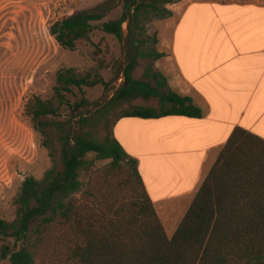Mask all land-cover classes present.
Segmentation results:
<instances>
[{
    "label": "trees",
    "instance_id": "16d2710c",
    "mask_svg": "<svg viewBox=\"0 0 264 264\" xmlns=\"http://www.w3.org/2000/svg\"><path fill=\"white\" fill-rule=\"evenodd\" d=\"M178 1L101 0L49 26L56 43L73 50L78 41L89 39L95 27L120 39L122 24L128 21L127 39L133 42L134 54L124 68V84L92 115L80 116L75 130L70 120L52 118L58 107L49 100L34 96L27 103L34 130L41 133L55 161L41 180H23L15 219L0 218L1 259L9 264H36L47 232L58 227L70 236L57 237L67 244L64 264H264L263 140L241 128L233 130L168 236L137 159L112 134L122 117H202L191 99L175 93L154 66L162 54L144 49L145 20L152 15L171 16L166 5ZM120 5L123 11L118 18L104 20ZM138 67L142 73L135 77ZM57 84L62 101L73 86L107 85L100 76L90 80L72 68L57 73ZM138 100L144 105L134 104ZM90 153L94 159L88 158ZM95 159L109 160L107 172L123 175L131 194L116 206L106 196L92 205L81 200L80 210L76 193L85 192L80 172ZM8 239H13V246Z\"/></svg>",
    "mask_w": 264,
    "mask_h": 264
},
{
    "label": "crops",
    "instance_id": "0c3cea01",
    "mask_svg": "<svg viewBox=\"0 0 264 264\" xmlns=\"http://www.w3.org/2000/svg\"><path fill=\"white\" fill-rule=\"evenodd\" d=\"M168 7L174 21L155 65L202 117H122L112 134L137 159L171 236L233 130L264 141V0H180Z\"/></svg>",
    "mask_w": 264,
    "mask_h": 264
},
{
    "label": "rangeland",
    "instance_id": "374dc122",
    "mask_svg": "<svg viewBox=\"0 0 264 264\" xmlns=\"http://www.w3.org/2000/svg\"><path fill=\"white\" fill-rule=\"evenodd\" d=\"M101 0H0V218L12 221L16 217V199L26 177L41 180L54 165L51 149L43 145V136L34 130L26 112L29 100L38 96L58 107L55 120H70L75 130L81 116H90L105 104L124 84V68L134 54L133 42L128 37V21L122 24V37L118 39L95 27L88 40L76 43L73 50L60 47L49 34V26L72 12L92 6ZM169 4L166 5L167 8ZM120 5L104 20L118 18ZM149 16L145 20V50L159 49L161 38H168L174 18ZM157 61V60H156ZM154 61V66L156 67ZM74 69L90 80L100 76L106 83L95 86H73L62 101L56 92L57 73ZM157 68V67H156ZM158 69V68H157ZM140 67L133 73L140 77ZM137 105H144L141 100ZM126 107V105H124ZM114 119V117H113ZM88 158L94 159L90 153ZM109 160H94L88 170L80 172L84 193H76L81 200L92 205L106 196L116 206L129 198L131 192L124 176L109 174ZM97 201V202H98ZM165 223L166 232L170 231ZM59 235L70 238L65 230L54 227L48 231L45 244L38 251L36 264H64L67 244L57 240ZM7 242L13 246V239ZM70 244V243H68ZM17 243L16 249L20 247ZM0 264H9L1 259Z\"/></svg>",
    "mask_w": 264,
    "mask_h": 264
}]
</instances>
